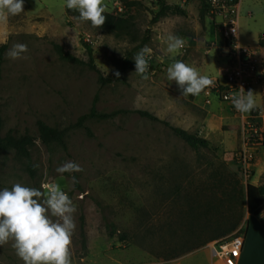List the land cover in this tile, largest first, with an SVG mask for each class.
Segmentation results:
<instances>
[{
  "label": "rangeland",
  "instance_id": "obj_1",
  "mask_svg": "<svg viewBox=\"0 0 264 264\" xmlns=\"http://www.w3.org/2000/svg\"><path fill=\"white\" fill-rule=\"evenodd\" d=\"M141 1L137 8H125L119 0H102V5L122 16L135 15L141 37L146 29L152 30L142 47L140 40L92 27L58 4L52 11L31 14L24 7L19 15L0 20V46L7 44L1 65L0 135L35 136L30 153L37 170L32 176L25 155L0 149V188L21 183L43 193L45 184H57L69 195L76 208L70 264H170L191 253L196 257L192 264H220L211 257L214 243L242 235L252 251L255 236L264 232V203L254 215L246 198L249 182L264 184V147L253 149L255 160L247 172L237 160L244 126L255 111L264 114V102L256 105L262 101L259 88L264 90V83L255 87V107L246 113L237 111L213 86L222 83L234 65L236 46H251L257 62L264 61L263 50L256 49L260 40L264 48V0L240 2L239 31L233 40L226 38L221 16L209 12L201 19L204 0H166L182 5L188 14H170L155 24L151 21L159 9L156 0ZM170 35L183 39L182 48L171 54L166 51ZM85 42L93 49L100 73L88 64L62 59L54 47L61 44L88 63ZM15 44L27 45V51L11 59L7 52ZM145 47L150 49L148 71L136 73L132 58ZM114 58L130 60L127 82L103 84L100 75L115 72ZM176 60L195 67L213 83L198 96H182L176 83L167 80V68ZM94 103L100 113L131 112L92 117L78 126ZM139 109L159 120L134 112ZM260 119L264 130V118ZM39 121L66 129L68 148L42 142ZM164 121L198 133L211 146L192 148ZM66 161L78 163L82 171L57 173ZM111 224L127 233L128 240L111 238ZM12 243L0 246V264H24ZM172 256L178 257L166 260Z\"/></svg>",
  "mask_w": 264,
  "mask_h": 264
},
{
  "label": "clouds",
  "instance_id": "obj_2",
  "mask_svg": "<svg viewBox=\"0 0 264 264\" xmlns=\"http://www.w3.org/2000/svg\"><path fill=\"white\" fill-rule=\"evenodd\" d=\"M65 6L78 12L77 19L89 21L92 27L99 28L105 23L102 0H65ZM22 12L24 0H0V20ZM182 46L181 37L170 35L166 51L176 53ZM26 51L27 45L15 44L7 56L17 59ZM148 53L150 49L145 47L132 58L136 73L148 71ZM115 76H120L119 71L115 72ZM167 80L176 83L182 96H198L213 83L206 74L182 60L168 66ZM241 88L242 92L232 103L237 111L246 113L255 107V102L253 92ZM55 171L63 174L82 169L78 163L66 161ZM71 179L76 181L75 176ZM43 187V193L21 183L13 184L10 189L0 188V246L13 241L12 247L24 264H70L71 238L76 227L73 213L76 208L69 195L57 184H45ZM261 215L264 216V212Z\"/></svg>",
  "mask_w": 264,
  "mask_h": 264
},
{
  "label": "trees",
  "instance_id": "obj_3",
  "mask_svg": "<svg viewBox=\"0 0 264 264\" xmlns=\"http://www.w3.org/2000/svg\"><path fill=\"white\" fill-rule=\"evenodd\" d=\"M121 4L125 8H137L138 6L142 5L141 0H119ZM190 1V0H186ZM159 9L154 14L151 23L155 24L157 23L162 17L168 16L170 14H178V15H184L186 16L188 14V11L186 8H184L180 4H169L166 0H156L155 3ZM209 5L207 3V0H204L201 10H200V16L201 19L204 20L209 15ZM67 12L70 16H73L77 19L78 12L72 9H67ZM104 15L106 16L105 23L99 27V29L113 34L116 37H122V38H129L133 41L140 40L139 46L142 47L146 42H148L151 39V29H146L144 35L141 37L138 31L137 27V21L135 15H128V16H122L119 13H116L115 11H112L110 8L106 9L104 12ZM91 24L89 21H82ZM87 47V50L90 54V61L86 63L85 61L81 60L80 58L76 57L75 55L68 52L61 44L54 43L55 50L59 54V56L67 61L81 63V64H88L92 69L96 70L100 73L97 65L94 62L93 57V49L90 46L89 43H84ZM7 49V44H2L0 46V80L2 78V70L1 65L3 63V55L5 50ZM113 64L115 66V72L119 71L120 76L116 77L115 72L108 76H101V82L103 84H109L113 82H127L126 72L130 68V60L128 58H114ZM131 111L126 110H118L112 113H100L98 112L96 105L94 103L91 111L87 114H84L80 117L77 125L78 126H85V122L87 119L92 117L97 118H109L116 116L120 113H128ZM134 112L139 113L143 117H147L153 120H159L158 117H156L154 114L147 110H135ZM170 128L175 132L176 135H178L180 138H182L184 141H186L192 148L199 149V148H209L210 141L198 133L189 132L181 127H177L174 125H171L169 122L164 121ZM2 116L0 114V131L2 130ZM38 131L39 135L38 138L42 140L45 144H53L57 143L61 145L64 149H67V142H66V129H59L57 127H53L48 125L47 123L43 121L38 122ZM89 133H91L90 129H88ZM36 137L29 134L28 132L21 134V135H15L12 133H9L5 136L0 135V149H10L14 150L18 153H22L27 157L28 164L27 168L28 171L32 176L36 175V165L34 164L32 160V156L30 153V147L35 142ZM246 198H247V205H248V211L251 214L259 215V213L262 210L263 203H264V184L261 185H255L252 183H248L246 186ZM262 227L264 228V221H261ZM83 228V224H82ZM108 234L111 238L119 237L120 241H126L128 240L127 233L119 232L114 225H108ZM120 233V234H119ZM82 236V246H83V255H86L88 252V242L86 238V234L84 230L81 232ZM178 256H172V258H167L166 260H170L173 258H176Z\"/></svg>",
  "mask_w": 264,
  "mask_h": 264
},
{
  "label": "built area",
  "instance_id": "obj_4",
  "mask_svg": "<svg viewBox=\"0 0 264 264\" xmlns=\"http://www.w3.org/2000/svg\"><path fill=\"white\" fill-rule=\"evenodd\" d=\"M242 0H207L209 11L221 16L225 21V36L229 40L237 38L238 12ZM233 29H236L234 32ZM264 39V33L262 35ZM233 66L227 73L222 83L213 85L221 91L223 97L232 103L233 99L242 92L252 91L255 87L264 83V61L260 63L254 58L250 47L236 46L233 53ZM246 94V93H245ZM233 104V103H232ZM251 111V110H250ZM255 111V115L248 120L243 130V148L237 160L240 166L247 172L255 160V151L258 147H264V130L261 127L264 114ZM245 243V236L234 235L223 241H217L212 245L213 258L220 264H237L241 257Z\"/></svg>",
  "mask_w": 264,
  "mask_h": 264
},
{
  "label": "crops",
  "instance_id": "obj_5",
  "mask_svg": "<svg viewBox=\"0 0 264 264\" xmlns=\"http://www.w3.org/2000/svg\"><path fill=\"white\" fill-rule=\"evenodd\" d=\"M57 4L61 5L64 8L66 7L65 0H24V7L29 14L37 13V12H40L46 9L52 11L53 7H55V5ZM241 10H242V3H241L240 11L238 13V20H237L238 29H239V19H240ZM250 11L251 9L249 10L248 15L252 16V12ZM246 47H251V46L247 45ZM256 49H259V50L261 49V51L263 50V53H264V48H261V40H260V44L256 46ZM259 90L261 93L260 95H261L262 101L261 103L256 104V105L261 106L264 102V90L262 88H259ZM262 168L263 166L261 167V169ZM255 185H258V184H255ZM194 256H195L194 253H191L188 256L181 257L170 264H192V261L196 258ZM211 257L213 258L212 252H211ZM237 264H264V232L263 231L259 232V236H255V243L252 248V251L251 250L249 251L246 248V245L244 243V248H243L241 257L239 258Z\"/></svg>",
  "mask_w": 264,
  "mask_h": 264
},
{
  "label": "bare ground",
  "instance_id": "obj_6",
  "mask_svg": "<svg viewBox=\"0 0 264 264\" xmlns=\"http://www.w3.org/2000/svg\"><path fill=\"white\" fill-rule=\"evenodd\" d=\"M238 35V34H237Z\"/></svg>",
  "mask_w": 264,
  "mask_h": 264
}]
</instances>
